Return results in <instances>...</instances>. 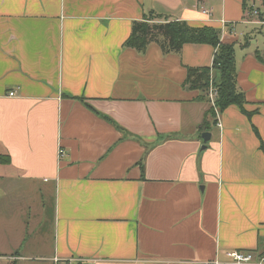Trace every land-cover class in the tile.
Wrapping results in <instances>:
<instances>
[{
	"label": "crops",
	"instance_id": "1",
	"mask_svg": "<svg viewBox=\"0 0 264 264\" xmlns=\"http://www.w3.org/2000/svg\"><path fill=\"white\" fill-rule=\"evenodd\" d=\"M257 1L0 0V154L10 157L0 162V264L264 255ZM151 12L236 42L249 114L230 105L212 117L187 82L188 68L213 65V45L168 53L155 42L145 52L125 45Z\"/></svg>",
	"mask_w": 264,
	"mask_h": 264
},
{
	"label": "trees",
	"instance_id": "2",
	"mask_svg": "<svg viewBox=\"0 0 264 264\" xmlns=\"http://www.w3.org/2000/svg\"><path fill=\"white\" fill-rule=\"evenodd\" d=\"M249 37L245 43H247ZM158 43L165 53L180 52L186 43H208L216 47L213 65L188 68L187 82L192 89L201 92L199 99L209 101L207 96L211 75L217 88L216 106L224 111L230 105H237L244 113L246 98L237 83V65L235 58L236 42H223L221 30L212 26L194 27L186 21L169 20L154 12L144 15L141 20L134 21L132 32L125 42L127 47L145 52L150 43ZM209 114L215 117V109L211 106ZM209 120L205 118L199 126L207 129ZM9 155L0 154V162L9 163Z\"/></svg>",
	"mask_w": 264,
	"mask_h": 264
},
{
	"label": "built area",
	"instance_id": "3",
	"mask_svg": "<svg viewBox=\"0 0 264 264\" xmlns=\"http://www.w3.org/2000/svg\"><path fill=\"white\" fill-rule=\"evenodd\" d=\"M206 12V11H205ZM255 14H260L259 10H254ZM9 96H14L15 91H10L8 93ZM207 96L209 98V102L215 109L216 115L219 113V109L216 106V98H217V88L213 82V74L211 75L210 86L208 89ZM218 125L221 126V122H218ZM229 257V261H221L220 259H212L199 262V264H264V255L256 256L252 251H244L239 249L229 250L226 252ZM85 260V259H84ZM83 259H79L78 261L82 262ZM57 263L60 262L58 258L55 259ZM72 259L68 260L66 264H72ZM93 260H89L87 264H92Z\"/></svg>",
	"mask_w": 264,
	"mask_h": 264
},
{
	"label": "water",
	"instance_id": "4",
	"mask_svg": "<svg viewBox=\"0 0 264 264\" xmlns=\"http://www.w3.org/2000/svg\"><path fill=\"white\" fill-rule=\"evenodd\" d=\"M210 138H211V134L209 132H205L203 134V139H204V145L202 146L203 149L207 147V142L210 140Z\"/></svg>",
	"mask_w": 264,
	"mask_h": 264
},
{
	"label": "rangeland",
	"instance_id": "5",
	"mask_svg": "<svg viewBox=\"0 0 264 264\" xmlns=\"http://www.w3.org/2000/svg\"><path fill=\"white\" fill-rule=\"evenodd\" d=\"M256 5H258L260 8H261V11H264V3H262V2H256ZM253 15L255 16V15H258V14H255L254 12H253Z\"/></svg>",
	"mask_w": 264,
	"mask_h": 264
}]
</instances>
